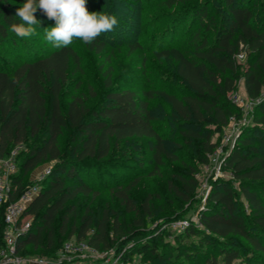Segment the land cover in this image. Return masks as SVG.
<instances>
[{
  "label": "trees",
  "instance_id": "16d2710c",
  "mask_svg": "<svg viewBox=\"0 0 264 264\" xmlns=\"http://www.w3.org/2000/svg\"><path fill=\"white\" fill-rule=\"evenodd\" d=\"M10 1L21 6L26 2L0 0V42L13 33L11 24L20 22L13 13L17 7ZM219 1L220 5L215 6L217 0H166L169 8L179 4L187 7L175 13V33L169 37L162 34L163 50L156 55L166 57L168 50L175 47L178 73L188 91L182 97L163 94L171 104L177 132L188 140L192 152L203 158L202 165L220 145L212 141L213 136L222 134L229 120L241 114L231 95L239 91L238 82L244 79L246 95L256 102L258 115L246 130L249 135L238 137L237 144L226 155L224 171L230 173L238 187L221 179L212 182L206 208L199 215L201 226L191 223L179 234L164 228L184 217L166 215L155 225L149 221L153 216L151 199L136 204L130 192L139 179L125 188L115 185L114 193L123 207L120 217H113L103 207L83 211L81 206L68 204L79 194L91 193L81 179L83 174H91L98 167L101 177L107 175L102 164L114 156L122 141L151 140L157 166L164 156L171 154L153 124V107L148 100L154 94L146 92L145 99H140L132 90L113 88L109 69L103 73L104 99L91 90L86 96L73 97L64 111L63 86L71 63H80L77 52L70 46L56 48L43 57L28 55L26 51L23 62L10 68L0 66V154L30 141V147L18 153L14 200L28 187L24 183L28 173L43 163L53 164L40 183L39 194L25 209L24 216L31 219L27 231L18 238V251L32 247L55 255L66 241L75 237L88 240L99 252L121 251L125 246L128 258L137 256L140 264H201L190 253L191 245L178 240L181 235L195 232L202 236L198 250L217 249L225 264L241 263L242 255L233 238L243 239L264 256V0L253 5ZM210 6L219 18L211 16ZM37 11L47 17L43 11ZM185 21L194 45L190 58L180 57L176 49L177 30ZM202 29L214 32L212 40L201 39ZM98 46L101 51L104 44ZM242 52L248 55L246 66L237 58ZM63 137L66 139L61 146ZM199 170L182 171L180 184L169 185L172 196L183 203L191 201L198 186L195 175ZM68 179H74L77 185L67 184ZM3 211L0 207V249ZM130 213L134 214L137 226L148 228L149 238L136 241L126 220ZM172 235L179 244L168 240ZM118 238L121 240L116 243Z\"/></svg>",
  "mask_w": 264,
  "mask_h": 264
},
{
  "label": "rangeland",
  "instance_id": "374dc122",
  "mask_svg": "<svg viewBox=\"0 0 264 264\" xmlns=\"http://www.w3.org/2000/svg\"><path fill=\"white\" fill-rule=\"evenodd\" d=\"M166 0H87L88 11H103L113 14L117 17L119 24L114 31L101 35L94 43L85 44L81 40H74L70 47L77 52L80 63L75 65L71 63L68 71L67 81L62 91V106L66 111L68 103L76 96H86L91 90L104 99V72L111 69L112 86L117 90H132L138 98L146 97V92H151L153 97L148 100L149 106H152L153 124L165 141L167 151L171 156H164L160 166H157L153 158L152 141L145 138H131L120 142L119 150L116 149L112 158L107 159L102 164L103 172L98 167L91 170V174H83L81 179L85 181L91 193L88 195L79 194L75 200L68 204L81 206L85 209L95 211L98 207H103L111 212L113 217H120L123 213V207L120 200L114 193L115 185L121 188L127 187L135 180L139 179L137 184L132 187L130 195L137 205L143 203L146 198L151 199L153 216L149 221L158 223L166 215H178L183 219L190 220L196 224L195 219L199 217L200 212L206 208L207 188L216 181L205 173L198 179V186L193 199L187 203L178 201L170 193V183L180 184L182 171L189 168L201 169V156L192 152L188 140L181 136L173 124V111L170 102L163 93L174 94L178 97L184 96L188 88L181 80L178 69L179 60L175 56V47L168 50V55L159 58L156 53L162 51L160 46L162 34L167 37L174 35L173 18L175 13L183 11L187 6L179 4L169 8ZM250 5L256 4L259 0H235ZM14 7H21L10 1ZM220 1L214 4L220 5ZM17 5V6H16ZM187 5V4H186ZM16 8V9H17ZM16 9L13 11L16 14ZM211 16L219 18L213 6H210ZM36 19L40 22L35 25L36 35L28 38H20L13 32L10 36L0 42V66L10 68L23 62L26 51L34 56L43 57L56 49L44 39V28L54 27L55 21L43 16L38 11L35 13ZM197 28V26H195ZM173 31V33H171ZM177 52L180 57L190 58L194 54V45L191 44V37L187 29V21L177 30ZM189 37V38H188ZM200 37H208L212 40L214 32L201 30ZM185 40V41H184ZM104 44L100 51L98 45ZM245 54V52H244ZM239 59V58H238ZM240 62L246 66L248 55H244ZM244 73V67L241 74ZM244 79L238 82L239 94L244 89ZM258 111L253 105L247 118L239 116L229 120L223 133L215 134L212 141L219 144H225L226 138H230L225 149H229L230 144H237L238 137L249 135L248 128L254 123ZM213 129V128H212ZM65 137L61 139V146L64 145ZM30 147V141L19 143L15 149L18 153L27 150ZM175 149V151H174ZM53 162H46L39 165L35 170L28 173L24 178L25 186L38 183V175L47 168L52 167ZM200 171V170H199ZM232 183L238 187L230 173L224 171L218 178ZM67 184L77 185L74 179H68ZM206 184V186H205ZM25 221H30V216H24ZM134 214L126 215L128 226L132 233L136 235V241L145 240L150 237L147 227H140L135 224ZM179 234L181 232H172ZM177 237V236H176ZM201 234L187 233L181 235L178 240L191 245L190 253H194L196 260L201 264H225L221 260L217 249L207 248L203 252L198 250L201 242ZM73 240H77L75 237ZM174 235L168 240L173 244H179ZM235 247L241 252L240 264H264V256L254 250L243 239L233 238ZM121 239H116L119 243ZM181 241V242H182ZM61 250V249H60ZM60 250L54 255L44 254L41 249L25 247L18 251V255L24 260L44 258L55 260L60 257ZM125 250V246L121 251ZM126 253V252H125ZM94 260V259H93ZM216 260V263L214 262Z\"/></svg>",
  "mask_w": 264,
  "mask_h": 264
},
{
  "label": "built area",
  "instance_id": "2783aa9c",
  "mask_svg": "<svg viewBox=\"0 0 264 264\" xmlns=\"http://www.w3.org/2000/svg\"><path fill=\"white\" fill-rule=\"evenodd\" d=\"M244 52L237 55L243 59ZM231 101L236 105L243 118H247L256 102L251 101L247 95L239 92L231 95ZM233 118V117H232ZM231 118V119H232ZM225 144H220L213 153L208 154L207 162L203 164L200 171L196 173V179H200L203 173L218 179L224 173L226 165V155L234 144H230L229 149H225L230 138H226ZM18 151L11 150L7 154H0V207H3L4 230L2 234L3 247L0 249V264H28L18 255V238L29 228V222L24 219V212L28 205L39 194L40 183L50 173V168L45 169L38 175V183L28 186L17 199L14 200L16 186L13 184V177L18 172ZM206 186V184H205ZM211 186L207 188L206 195L210 192ZM246 209L248 208L247 205ZM196 225L201 226L200 216L195 219ZM188 219H180L170 222L164 229L170 232H183L190 226ZM60 257L55 260L38 258L31 260L30 264H140L139 258L135 256L129 259L125 251L109 250L99 252L92 247L88 240L66 241L60 252ZM94 259V260H93Z\"/></svg>",
  "mask_w": 264,
  "mask_h": 264
},
{
  "label": "clouds",
  "instance_id": "9594fccd",
  "mask_svg": "<svg viewBox=\"0 0 264 264\" xmlns=\"http://www.w3.org/2000/svg\"><path fill=\"white\" fill-rule=\"evenodd\" d=\"M55 21L54 27L44 28V39L55 48H67L74 40L94 43L101 35L114 31L119 21L113 14L88 11L87 0H26L16 9L19 23L11 24V31L20 38L36 35L37 10Z\"/></svg>",
  "mask_w": 264,
  "mask_h": 264
},
{
  "label": "crops",
  "instance_id": "0c3cea01",
  "mask_svg": "<svg viewBox=\"0 0 264 264\" xmlns=\"http://www.w3.org/2000/svg\"><path fill=\"white\" fill-rule=\"evenodd\" d=\"M242 92L246 95V90H245V87H244V89H242Z\"/></svg>",
  "mask_w": 264,
  "mask_h": 264
}]
</instances>
